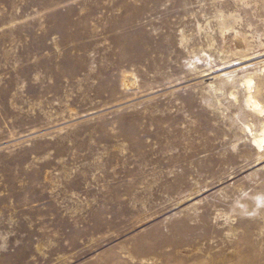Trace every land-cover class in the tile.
<instances>
[{
    "label": "rangeland",
    "instance_id": "374dc122",
    "mask_svg": "<svg viewBox=\"0 0 264 264\" xmlns=\"http://www.w3.org/2000/svg\"><path fill=\"white\" fill-rule=\"evenodd\" d=\"M263 53L264 0H0V264H264Z\"/></svg>",
    "mask_w": 264,
    "mask_h": 264
},
{
    "label": "bare ground",
    "instance_id": "6f19581e",
    "mask_svg": "<svg viewBox=\"0 0 264 264\" xmlns=\"http://www.w3.org/2000/svg\"><path fill=\"white\" fill-rule=\"evenodd\" d=\"M239 37V36H238ZM250 50V49H249ZM240 53V52H239ZM238 54V53H237ZM264 54V53H263ZM263 63V62H262ZM235 64V63H234ZM258 66V65H257ZM248 70V69H247ZM236 71V70H235ZM241 72V71H240ZM211 74H213L211 72ZM211 74H209L211 76ZM234 74V73H233ZM207 75V76H209ZM230 73H224L221 74L219 76H217V78H219L220 80H225L223 78L226 79H230ZM253 75V74H252ZM206 76V77H207ZM215 77V75H214ZM209 81L213 80V78L209 77L208 78ZM216 81V80H214ZM211 81V82H214ZM243 85L246 88V91L248 92V96L247 99L245 101V104L248 108H250L253 112L257 113V114H262L264 112V107L262 106V104L259 102V100L257 99L256 95L254 94V90H257V93L260 92V88L256 86V83L254 81V76H247L245 77V79L243 80ZM212 84V83H211ZM223 84V83H222ZM261 93V92H260ZM263 143H264V129H263V136H257L255 137V144L258 148V150H261L263 148ZM258 201V200H257ZM261 261V260H260ZM247 262V261H246Z\"/></svg>",
    "mask_w": 264,
    "mask_h": 264
}]
</instances>
